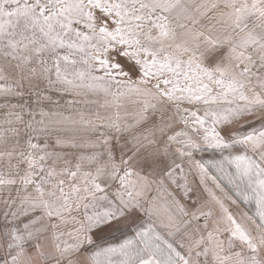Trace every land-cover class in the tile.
Masks as SVG:
<instances>
[{
  "label": "snow or ice",
  "instance_id": "snow-or-ice-1",
  "mask_svg": "<svg viewBox=\"0 0 264 264\" xmlns=\"http://www.w3.org/2000/svg\"><path fill=\"white\" fill-rule=\"evenodd\" d=\"M0 264H264V0H0Z\"/></svg>",
  "mask_w": 264,
  "mask_h": 264
}]
</instances>
